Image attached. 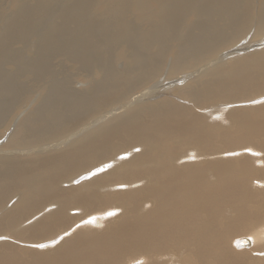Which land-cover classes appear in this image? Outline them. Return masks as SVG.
Masks as SVG:
<instances>
[{"label":"bare ground","instance_id":"1","mask_svg":"<svg viewBox=\"0 0 264 264\" xmlns=\"http://www.w3.org/2000/svg\"><path fill=\"white\" fill-rule=\"evenodd\" d=\"M107 1H19L0 34L4 62L43 29L51 54L19 62L53 90L11 125L29 91L0 77V264H264V0ZM52 54L98 79L74 89Z\"/></svg>","mask_w":264,"mask_h":264},{"label":"rangeland","instance_id":"2","mask_svg":"<svg viewBox=\"0 0 264 264\" xmlns=\"http://www.w3.org/2000/svg\"><path fill=\"white\" fill-rule=\"evenodd\" d=\"M15 1H17V0H0V31H1L0 34L1 35L4 34V33H2V31L5 32L6 29H8L7 33L8 34L10 33L9 32L10 28L5 27L6 26L5 22L10 16L15 14L14 12L17 11V4L19 3V1L23 2L24 5H27L29 7L32 6V4L34 5V3L36 2V0H18L17 1L18 3ZM96 1H97V4L94 7L89 9V12L92 16L101 15L103 12V9L105 8V6H107V2H108L107 0H96ZM70 2H71V0H55L56 4H55V6H53L51 8L52 9L51 14H53V11L55 12V10H56V12L54 13L56 15L57 11L58 12L61 11L63 8L68 6V4ZM133 12L131 11L128 18H127L128 21L133 26L143 27L144 23H148L147 19H145L144 15H142L140 12H139L140 15L137 14L138 12L137 13L136 12L133 13ZM20 19L23 20L24 16L21 15ZM56 23H60V21L57 20ZM67 26L70 29V31L71 30L75 31L79 28L78 25L76 26V24H72V23H68ZM37 29H38V27H37ZM40 30H41V32L37 31L35 29L33 31L34 34H32L29 38H26L24 40L13 39L12 41H10L8 43L7 49H10V51L8 50L9 53L12 52L11 54H9L11 56L4 59V62L6 61V63H4L3 61L0 60V77L12 75V78H16L20 82H22L23 87L29 91L27 95H23V97H22V101H23L22 105L23 106L22 107L19 106V109L17 108L14 111H12V114L10 115V119H9V121L11 122L9 124H11V125L15 122L14 120H16L18 117H20V115L22 114L23 111H25V109L35 108L38 105V104H36L37 100L40 99L42 95L51 94L53 91L50 88H47L45 90H43V88H40L42 85L47 83L46 79L43 78V79H39V80H33L31 77H28L25 75V73H23L24 69L20 65L21 61H23V63H25V62L27 63L30 60L33 61L37 57L43 55V53L45 52V50L44 51L41 50V47H40L41 45H37L38 43L39 44L41 43V34L44 33L42 28H40ZM48 34H49V32H47L45 35L48 37ZM1 35H0V40H1ZM261 35L256 37L255 40L262 41L261 39L264 37L263 36L264 34H261ZM36 37H38V40L36 42L37 44L35 43L36 45L35 44L33 45L31 43V41L35 42ZM27 45H31V47L27 48L28 47ZM262 47H264V45ZM11 49L13 51H11ZM45 54L48 55L51 53L48 52V50H46ZM16 55L19 57H17ZM11 57H13V58H11ZM13 59L14 60L16 59V62L13 61ZM19 60H21V61L19 62ZM18 63H19V65H18ZM48 65H49V69L51 71H53V73L55 74V76H57V78H62L63 76L70 77L71 78V85L74 87V89L76 88V90H81L85 87V84L88 81V79L85 78V75L90 74L93 79H98V77H99L97 75L96 71H94V70L80 69L74 63L69 61L68 58L64 54H54V55L52 54V55H50ZM113 65L115 68H118V69H124L127 67V66H125L122 59H117ZM178 77H180V75ZM162 78L163 77H161V79ZM176 79L177 78L167 77L161 81L163 83V84L161 83V85H164V87H167V86L171 85V83H174V81H176ZM32 84H33V86H32ZM174 84H176V83H174ZM182 84H184V82ZM182 84L181 85L176 84V85L172 86V88H169V90H166L164 92L158 91L155 93V95L150 97V99L151 100H157V99H161V98H173V96H174L173 93H175L176 89H178L180 86H182ZM170 91L172 94L170 93ZM31 93H33V94H31ZM138 93H141V91L137 92L136 94H138ZM37 96H40V97H37ZM250 103L252 105V101H250ZM235 105H238V103ZM218 106H219V104L218 105L216 104V105H213L211 108H217ZM206 107L209 108L210 106H206ZM200 110L201 109H199L198 111H200ZM217 120L219 122H221L220 117H218ZM224 124H226V122ZM1 139H3V138H1ZM65 184L66 183H63L62 185L64 186ZM119 213L120 212H118L117 214L119 215ZM241 237L247 238V235H242ZM15 243H17V242H15Z\"/></svg>","mask_w":264,"mask_h":264},{"label":"snow or ice","instance_id":"3","mask_svg":"<svg viewBox=\"0 0 264 264\" xmlns=\"http://www.w3.org/2000/svg\"><path fill=\"white\" fill-rule=\"evenodd\" d=\"M252 103H258V101H252ZM136 151L138 152V151H140V149H136ZM246 151H251V149H246ZM121 158H125V157H121ZM110 167H111L110 164H103L102 167L96 168V170L94 172H89V176L96 175L97 173L102 172L105 169L110 168ZM82 179H83V177H82ZM76 182L79 183V181H76ZM115 215H117L116 212H108L107 213V216H115ZM94 222H95V217H91V218H89L87 220H82L81 224L77 225L76 227L79 228L83 224H91V223H94ZM69 235H70L69 232H65L63 234V236H60L58 238V240H53L51 242L52 245H56L57 243H59V241L64 240V238L67 237V236H69ZM5 239H7V238L6 237H3V236H0V240H5ZM31 247L37 248V249H45V248L49 247V245L48 244H44V243H38V244L31 245Z\"/></svg>","mask_w":264,"mask_h":264}]
</instances>
